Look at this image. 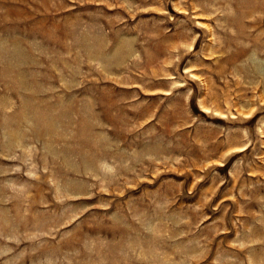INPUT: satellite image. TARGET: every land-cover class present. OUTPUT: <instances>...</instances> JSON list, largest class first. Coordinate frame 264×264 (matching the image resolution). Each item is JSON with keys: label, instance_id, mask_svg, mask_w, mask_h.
Listing matches in <instances>:
<instances>
[{"label": "rangeland", "instance_id": "obj_1", "mask_svg": "<svg viewBox=\"0 0 264 264\" xmlns=\"http://www.w3.org/2000/svg\"><path fill=\"white\" fill-rule=\"evenodd\" d=\"M0 264H264V0H0Z\"/></svg>", "mask_w": 264, "mask_h": 264}, {"label": "bare ground", "instance_id": "obj_2", "mask_svg": "<svg viewBox=\"0 0 264 264\" xmlns=\"http://www.w3.org/2000/svg\"><path fill=\"white\" fill-rule=\"evenodd\" d=\"M2 49V48H1ZM4 51V50H3ZM3 54V53H2ZM13 54V53H12ZM5 126H6V124H5ZM9 136V135H8ZM10 137V136H9ZM6 145V144H5Z\"/></svg>", "mask_w": 264, "mask_h": 264}]
</instances>
